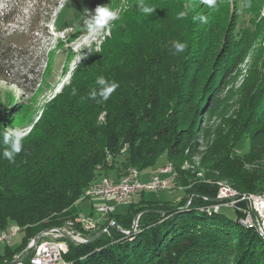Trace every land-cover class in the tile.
Segmentation results:
<instances>
[{"label":"trees","instance_id":"1","mask_svg":"<svg viewBox=\"0 0 264 264\" xmlns=\"http://www.w3.org/2000/svg\"><path fill=\"white\" fill-rule=\"evenodd\" d=\"M86 1L88 12L119 6L117 0ZM145 5L153 11H141ZM11 14L12 8L3 9L0 21L11 23ZM88 15L78 27L82 33L88 32ZM237 18L232 0H217L211 8L203 0H129L122 7L110 36L86 55L72 84L33 124L23 150L8 160L0 141V232L16 224L24 234L18 248L0 254V264H13L42 231L69 222L80 229L77 203L110 171L120 178L129 168L155 167L161 157L178 171L174 187L183 186L185 196L114 211L89 242L66 240V264H264V239L238 223V210L230 219L222 209H200L216 199L219 182L241 193L264 192V63L241 84L231 121L217 127L206 149L200 143L204 119L219 105L220 83L246 60L256 39L249 29L234 38ZM176 42L186 44L183 52L175 51ZM101 76L118 84L106 101L96 83ZM15 106L13 126L0 122V134L29 124L31 108ZM244 140L249 151L239 154ZM198 157L203 177L197 180L183 167H194Z\"/></svg>","mask_w":264,"mask_h":264},{"label":"rangeland","instance_id":"2","mask_svg":"<svg viewBox=\"0 0 264 264\" xmlns=\"http://www.w3.org/2000/svg\"><path fill=\"white\" fill-rule=\"evenodd\" d=\"M117 2L119 6L114 9L120 15L122 7L125 9L128 7L129 0ZM248 2L252 9L259 11L258 14L249 11L246 0H232L233 6L238 8L234 38L240 40L243 30L249 29V37L255 35L256 39L252 42V49L246 60L219 85V95L215 96L219 97V105L213 108L210 117L204 119L203 125L207 127V132L200 140L202 150L212 143L217 127L234 117L241 84L256 72H260L264 63V0ZM7 7L12 8L14 15L11 14V17H14V20L9 24L0 21V54L4 52L0 55V71L3 75L0 79V122L6 127L13 126L15 112L18 110L16 103L31 108L27 117L28 125L7 129V131L20 129L24 140L42 113L66 87L72 84L75 71L83 65L86 55H90L92 50L96 52L100 50L105 38L111 34L112 25L119 18L95 33L89 31L82 33L78 27L87 9L86 0H0V11ZM248 151L249 142L244 140L238 152L244 154ZM163 165H166L165 157H161L155 167L141 171L140 180H147V175ZM183 169L191 170V174L196 175L197 180L203 177L199 157L195 159L194 167L185 164ZM173 183L175 186L179 182L176 180ZM184 196L185 192L175 187L160 192L145 191L144 194L138 193L132 197L129 204L117 205L115 214H125L131 203L173 202ZM92 203L96 207L94 211ZM105 204L112 206L116 205V202L113 199L106 202L100 198L79 201L76 213L80 218L91 217L97 222L103 219L106 223L110 219V214L97 211L99 205ZM221 211L230 219L236 218L234 209L224 207ZM91 213L93 216H90ZM137 221L138 218L135 222ZM77 232L86 238L95 233L81 229ZM23 238L24 234L20 232L9 245L0 244V254H3L8 246L13 250L18 248ZM24 254L17 256L22 259ZM22 261L26 264L24 259Z\"/></svg>","mask_w":264,"mask_h":264},{"label":"built area","instance_id":"3","mask_svg":"<svg viewBox=\"0 0 264 264\" xmlns=\"http://www.w3.org/2000/svg\"><path fill=\"white\" fill-rule=\"evenodd\" d=\"M175 169L173 164H168L157 171L150 181L144 183L139 179V171L136 168H129L116 180L103 177L90 185L85 191L83 199L100 198L106 201L113 199L116 205H127L138 193L173 189V182L179 177V173ZM218 186L216 199L211 204L202 206L201 211L217 213L224 207L238 210L241 213L238 223L245 228L254 229L264 239V192L241 193L225 181L219 182ZM203 199L210 201L207 197H203ZM191 201L192 196L189 198L187 206L191 204ZM243 203L244 205H242ZM114 210V207L106 204L97 208L98 213L102 214H111ZM79 223L80 229L84 231L93 232L99 228V223L91 217L80 218ZM113 224L114 222H111V225ZM77 230L75 223L69 222L64 227L42 231L28 245L31 247L32 253L29 264H66L64 255L68 253L69 249L67 237L81 242V244L89 241ZM20 232L19 225H11L8 229L0 232V244L10 243ZM15 264L24 263L17 256Z\"/></svg>","mask_w":264,"mask_h":264},{"label":"clouds","instance_id":"4","mask_svg":"<svg viewBox=\"0 0 264 264\" xmlns=\"http://www.w3.org/2000/svg\"><path fill=\"white\" fill-rule=\"evenodd\" d=\"M203 3L211 8L216 6L217 0H203ZM141 11L144 13H150L153 9L147 6H141ZM86 12L89 14L86 25L87 30L90 33H95L98 29H102L107 26L109 22L119 18L118 12L109 5H100L95 8L94 12H88L87 10ZM184 15L185 13L183 12L179 14L180 18ZM200 19L206 22L205 17H200ZM173 47L177 53H180L184 51L186 44L176 42ZM96 83L100 86L99 96L105 101L118 87L116 82L108 81L103 76L98 77ZM95 95L96 94L94 93L93 98H95ZM0 141H2V143L6 146L3 152V157L8 160H13L15 156L23 150V134L18 128L5 131L0 134Z\"/></svg>","mask_w":264,"mask_h":264},{"label":"crops","instance_id":"5","mask_svg":"<svg viewBox=\"0 0 264 264\" xmlns=\"http://www.w3.org/2000/svg\"><path fill=\"white\" fill-rule=\"evenodd\" d=\"M166 165H163L162 167H159L158 169H157V171H159L161 168H163V167H165ZM157 171H155V172H153V173H151L150 175H147L148 177H147V180H145V181H142V180H140V181H142V182H148V181H150V179H151V177L154 175V174H156L157 173ZM108 177L109 178H111V179H118L119 177H118V175L116 174V171H110V173H109V175H108ZM162 177H164V176H162ZM102 179V178H101ZM100 179V180H101ZM139 179H140V172H139ZM99 181V180H98ZM178 189H180V190H183L184 191V187L183 186H179L178 187ZM183 197H179L178 199H176L175 201H173V202H179L181 199H182ZM84 200H90V199H82V200H80V201H84ZM106 201V200H105ZM109 201V200H108ZM107 202V201H106ZM130 203V202H129ZM107 204V203H106ZM92 205V209H93V211L96 209V207H95V204L94 203H92L91 204ZM112 205V204H111ZM77 206V205H76ZM100 206H103V205H99L98 207H100ZM97 207V208H98ZM112 207H114L115 208V212H116V209H117V205H112ZM90 216H93V213H91L90 214ZM98 223H99V226H101L102 224H104V220L102 219V220H98Z\"/></svg>","mask_w":264,"mask_h":264},{"label":"water","instance_id":"6","mask_svg":"<svg viewBox=\"0 0 264 264\" xmlns=\"http://www.w3.org/2000/svg\"><path fill=\"white\" fill-rule=\"evenodd\" d=\"M137 227H138V225H137V223L135 222L134 225H133V229H132V231H135V230L137 229ZM106 231H107V228H106V230H104L103 232H100L97 236H100L102 233H104V232H106ZM122 233L130 234V231H129V232L122 231ZM97 236H96V237H97ZM66 237H67V236H66ZM67 239H68V241H71V242H73V243H75V244H80V243H81V242H78V241H76V240H74V239H72V238H70V237H67ZM88 242H89V241H88ZM30 252H31V247H28L27 250H26V252H25V254H24V256H23V258H22V260L25 259L26 256H28V254H29ZM13 264H15V262H14Z\"/></svg>","mask_w":264,"mask_h":264}]
</instances>
